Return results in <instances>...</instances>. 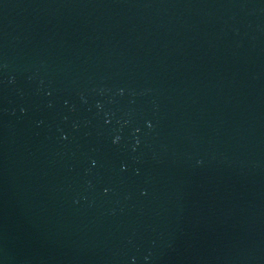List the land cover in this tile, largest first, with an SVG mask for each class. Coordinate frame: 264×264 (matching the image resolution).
I'll return each instance as SVG.
<instances>
[{"label": "water", "instance_id": "obj_1", "mask_svg": "<svg viewBox=\"0 0 264 264\" xmlns=\"http://www.w3.org/2000/svg\"><path fill=\"white\" fill-rule=\"evenodd\" d=\"M0 264H264V0H0Z\"/></svg>", "mask_w": 264, "mask_h": 264}]
</instances>
